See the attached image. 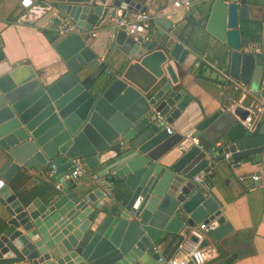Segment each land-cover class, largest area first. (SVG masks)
<instances>
[{"label":"water","instance_id":"95a60500","mask_svg":"<svg viewBox=\"0 0 264 264\" xmlns=\"http://www.w3.org/2000/svg\"><path fill=\"white\" fill-rule=\"evenodd\" d=\"M45 1L67 22V34L51 41L62 72L43 79L30 66L9 64L0 52V205L9 216L0 234V264H166L156 248L162 234H187L186 228L201 223L210 228V240H221L230 231L220 202L194 177L216 155L226 156L233 168L260 164L264 157V56L241 38L245 1L186 0L194 11H208L203 27L230 49L231 79L252 90L263 111L252 130L220 151L184 138L192 128L185 114L195 102L173 86L170 62L181 65L189 50L179 41L170 45L174 36L165 39L171 22L155 19L165 31H158L165 39L161 46H138L116 31L115 43L134 58L132 69L149 73L150 84L138 87L126 75L91 78L94 55L84 35L117 10L121 16L146 12L145 0ZM234 114L244 120L248 111L238 107ZM165 124L172 125L171 134ZM76 158L114 181V196L91 179H68ZM51 164L58 186L46 191L47 199L18 198L11 188L15 177ZM180 210L187 219L178 216Z\"/></svg>","mask_w":264,"mask_h":264},{"label":"crops","instance_id":"0c3cea01","mask_svg":"<svg viewBox=\"0 0 264 264\" xmlns=\"http://www.w3.org/2000/svg\"><path fill=\"white\" fill-rule=\"evenodd\" d=\"M244 1L248 6V18L239 21L241 38L245 43L255 47L254 52L264 56V0ZM24 2L25 0H0V52L9 64L27 65L43 79H54L57 76H49L51 72L62 68V62L53 48L54 43L51 42L56 32L47 20L54 11L36 26L15 25L13 22L16 17L26 9L23 6ZM34 3L50 4L45 0H30L29 6ZM142 7L155 19L163 16L172 23L169 32L156 25L155 20L152 23L150 34L158 46H161L168 36H174L170 40V45L179 41L189 50L181 65L170 62L177 77V83L173 86L184 89L194 100L195 103L187 110L184 121L185 125L192 127L190 130L195 132L205 148L220 151L248 130L243 120L231 109L258 108L254 122L262 119L260 103L233 91L230 83L222 75L202 62L203 57L210 62L216 61L217 67L231 79L230 49L210 36L203 27L208 17L207 10L199 13L194 11V5L174 10L169 0H145ZM116 14V17H107L103 25L84 35L85 44L94 55L91 78L101 72L106 77L112 76L114 79L126 75L138 87H146L151 80L147 75L149 73L132 69L135 64L134 58L114 41L116 30L113 28V19L120 17L121 11L117 10ZM134 14L126 12L121 17L130 19ZM189 15L192 22L186 20ZM158 31L165 32L166 38H161ZM224 90L228 91L236 102L225 101L221 97ZM165 125L173 129L172 125ZM221 156L223 157L221 154L216 155L214 159L209 158L210 163L204 170H210L212 174L203 181L220 202V209L230 232L217 242L210 240L209 235L205 236L203 242L206 241L207 244L201 243L204 253L203 264H264V157L260 164L244 163L239 168H233L234 163L229 162L226 156L221 159ZM49 168L50 165L43 172L34 170L24 172L14 183L13 188L11 187L13 192L19 198L29 190L34 192L36 189H44L47 185H52V189H55L58 181L48 177ZM255 175L259 180L253 182L251 176ZM240 177L243 178L242 181ZM103 179L113 185L114 196L116 183L107 177ZM83 180L85 178L80 181ZM47 196L46 192H43L42 195L35 197L44 201ZM103 199L102 197L96 202ZM179 215L187 219L181 210L178 212ZM8 219L9 216L0 205V220L6 222ZM180 235L171 237L163 233L158 239L156 248L162 258L169 259L175 254Z\"/></svg>","mask_w":264,"mask_h":264},{"label":"built area","instance_id":"2783aa9c","mask_svg":"<svg viewBox=\"0 0 264 264\" xmlns=\"http://www.w3.org/2000/svg\"><path fill=\"white\" fill-rule=\"evenodd\" d=\"M171 2V7L174 10H180L183 8H188L190 4L186 0H169ZM243 1V0H239ZM54 11L53 15L48 18L49 24L54 27L56 34L59 36H65L67 34V22H65L60 14H58L51 6V4H37L34 3L25 10H23L13 22L15 25H26V26H36L38 25L50 12ZM155 18L148 12H137L132 18L117 17L113 19L114 29L116 31L122 30L125 34L132 38L134 44L141 46L143 44H149L153 42V38L150 34L152 29V23ZM71 30V29H68ZM115 31V33H116ZM202 62L208 66L215 69L223 78L230 83L232 90L251 97L253 91L242 87L239 83L231 80L226 74H224L222 69L217 67L216 61H208L205 57L202 58ZM199 63L197 64V66ZM228 87V85H226ZM226 88V87H225ZM221 97L230 103L236 102L235 99L225 91L221 93ZM240 102V101H239ZM238 104V102H237ZM240 104V103H239ZM236 108L231 109L234 113ZM248 111V116L243 120L244 125L248 130H252L255 122L254 118L257 116L258 108H244ZM153 120H160V117L153 116ZM168 134H171V129L166 126ZM184 138L190 139L191 144L203 147L198 136L195 135L194 131H187L184 133ZM183 149V148H181ZM71 170L67 174V178L73 181H79L83 178L91 179L102 188L104 195H112L113 185L103 177H98L96 173L89 170L82 159L76 158L70 160ZM212 172L210 170H202L194 177V182H199L208 178ZM49 178H55L56 176V166L51 164L47 173ZM240 181L243 178H239ZM251 180L256 182L259 180L257 175L251 176ZM187 234L182 231L180 237L177 241L175 254L169 258L164 259L166 264H203L204 263V253L201 248V242L204 240L205 236L210 233V228L206 224H197L193 227L186 228ZM195 238L197 242L192 241Z\"/></svg>","mask_w":264,"mask_h":264},{"label":"trees","instance_id":"16d2710c","mask_svg":"<svg viewBox=\"0 0 264 264\" xmlns=\"http://www.w3.org/2000/svg\"><path fill=\"white\" fill-rule=\"evenodd\" d=\"M187 21L189 22H192V17L189 15L186 19ZM22 176V174L18 175L15 177V179L13 180L12 182V188H13V185L14 183ZM49 189H52V185H47L44 189H36L34 190V192H32L31 190L27 191L26 193L22 194L19 196V198L22 200V201H29L33 198H35V196L37 195H42L43 192H46L47 190ZM5 226V222H3L2 220H0V234H1V231H2V228Z\"/></svg>","mask_w":264,"mask_h":264}]
</instances>
